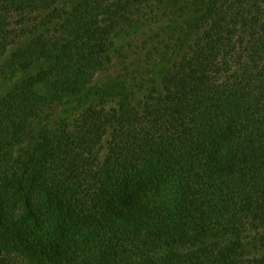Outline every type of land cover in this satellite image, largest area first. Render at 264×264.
Masks as SVG:
<instances>
[{
	"label": "trees",
	"instance_id": "trees-1",
	"mask_svg": "<svg viewBox=\"0 0 264 264\" xmlns=\"http://www.w3.org/2000/svg\"><path fill=\"white\" fill-rule=\"evenodd\" d=\"M0 264H264V0H0Z\"/></svg>",
	"mask_w": 264,
	"mask_h": 264
},
{
	"label": "clouds",
	"instance_id": "clouds-1",
	"mask_svg": "<svg viewBox=\"0 0 264 264\" xmlns=\"http://www.w3.org/2000/svg\"><path fill=\"white\" fill-rule=\"evenodd\" d=\"M173 187H174V183H173V185H172Z\"/></svg>",
	"mask_w": 264,
	"mask_h": 264
},
{
	"label": "rangeland",
	"instance_id": "rangeland-1",
	"mask_svg": "<svg viewBox=\"0 0 264 264\" xmlns=\"http://www.w3.org/2000/svg\"><path fill=\"white\" fill-rule=\"evenodd\" d=\"M108 84V83H107ZM110 85H113V84H110Z\"/></svg>",
	"mask_w": 264,
	"mask_h": 264
}]
</instances>
